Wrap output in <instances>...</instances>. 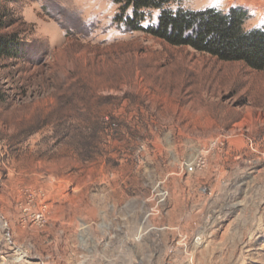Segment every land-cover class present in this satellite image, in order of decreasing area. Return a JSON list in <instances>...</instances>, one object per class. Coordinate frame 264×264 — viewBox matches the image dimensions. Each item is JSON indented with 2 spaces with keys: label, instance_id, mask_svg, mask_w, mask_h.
I'll return each instance as SVG.
<instances>
[{
  "label": "rangeland",
  "instance_id": "obj_1",
  "mask_svg": "<svg viewBox=\"0 0 264 264\" xmlns=\"http://www.w3.org/2000/svg\"><path fill=\"white\" fill-rule=\"evenodd\" d=\"M4 2L26 46L0 58V264H264V70L112 0ZM170 6L264 24V0Z\"/></svg>",
  "mask_w": 264,
  "mask_h": 264
},
{
  "label": "trees",
  "instance_id": "obj_2",
  "mask_svg": "<svg viewBox=\"0 0 264 264\" xmlns=\"http://www.w3.org/2000/svg\"><path fill=\"white\" fill-rule=\"evenodd\" d=\"M119 4L120 20L132 30L145 31L177 46H189L220 60L242 61L264 70V24L247 28L249 11L231 6L202 9L170 5L176 0H112ZM157 9L153 25H144L147 10ZM131 11V13H128ZM16 19L4 0H0V58L17 59L25 52L26 40L11 28Z\"/></svg>",
  "mask_w": 264,
  "mask_h": 264
},
{
  "label": "built area",
  "instance_id": "obj_3",
  "mask_svg": "<svg viewBox=\"0 0 264 264\" xmlns=\"http://www.w3.org/2000/svg\"><path fill=\"white\" fill-rule=\"evenodd\" d=\"M194 168L193 166H189V170L192 171Z\"/></svg>",
  "mask_w": 264,
  "mask_h": 264
}]
</instances>
